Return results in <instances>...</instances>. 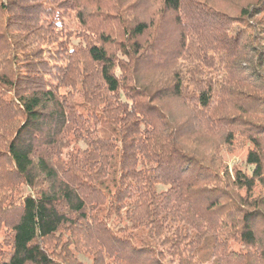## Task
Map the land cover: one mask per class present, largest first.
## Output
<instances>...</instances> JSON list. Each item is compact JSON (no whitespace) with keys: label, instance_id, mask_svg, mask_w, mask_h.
I'll return each mask as SVG.
<instances>
[{"label":"trees","instance_id":"trees-1","mask_svg":"<svg viewBox=\"0 0 264 264\" xmlns=\"http://www.w3.org/2000/svg\"><path fill=\"white\" fill-rule=\"evenodd\" d=\"M225 11L0 0V264H264V0Z\"/></svg>","mask_w":264,"mask_h":264},{"label":"rangeland","instance_id":"rangeland-1","mask_svg":"<svg viewBox=\"0 0 264 264\" xmlns=\"http://www.w3.org/2000/svg\"><path fill=\"white\" fill-rule=\"evenodd\" d=\"M209 3L218 8L221 12L226 10L227 14H237V9L240 5H244L253 0H207ZM225 11V12H226ZM247 145L243 147H235L234 150L222 151V155L227 162L229 169L233 167H244V159Z\"/></svg>","mask_w":264,"mask_h":264}]
</instances>
